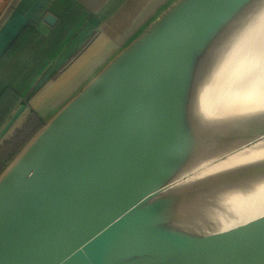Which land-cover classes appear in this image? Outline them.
<instances>
[{
	"label": "water",
	"instance_id": "water-1",
	"mask_svg": "<svg viewBox=\"0 0 264 264\" xmlns=\"http://www.w3.org/2000/svg\"><path fill=\"white\" fill-rule=\"evenodd\" d=\"M50 1H18L0 60ZM108 5L23 94L0 146L53 83L62 94ZM263 11L264 0H176L44 121L0 173V264H264V123L195 117L214 67Z\"/></svg>",
	"mask_w": 264,
	"mask_h": 264
},
{
	"label": "crops",
	"instance_id": "crops-1",
	"mask_svg": "<svg viewBox=\"0 0 264 264\" xmlns=\"http://www.w3.org/2000/svg\"><path fill=\"white\" fill-rule=\"evenodd\" d=\"M18 1L19 0H0V27L11 15ZM175 1L176 0H51L38 24L36 26L27 27L0 60V68L2 69L5 67L4 72L8 71V77L11 80H15L14 82L11 81L12 83L10 84H2L0 91L3 90L5 86H11L15 88L16 91L20 92V89L14 84H33L46 68L47 64H49L50 60L54 58L52 52L55 50L56 54H58L83 24L99 10L105 8L108 3H110L108 8L113 9L104 23L102 30L108 33L105 49L115 47L116 44H119L117 49H114L115 53L112 56L113 58L132 40L139 36L150 23ZM47 13H51L56 18L52 24L43 19ZM24 38L28 39V42L25 44V46L28 47L27 49H34L31 65L28 67L24 65L10 67V55H12L15 49L21 48V43ZM44 58L50 59L44 63ZM25 61H21L20 64H23ZM30 73L31 76L35 78L34 80L33 77H27V74ZM22 94L23 93H21V95ZM21 97H23V95Z\"/></svg>",
	"mask_w": 264,
	"mask_h": 264
},
{
	"label": "bare ground",
	"instance_id": "bare-ground-1",
	"mask_svg": "<svg viewBox=\"0 0 264 264\" xmlns=\"http://www.w3.org/2000/svg\"><path fill=\"white\" fill-rule=\"evenodd\" d=\"M195 117L208 124L236 123L247 117L264 123V11L214 67Z\"/></svg>",
	"mask_w": 264,
	"mask_h": 264
},
{
	"label": "rangeland",
	"instance_id": "rangeland-1",
	"mask_svg": "<svg viewBox=\"0 0 264 264\" xmlns=\"http://www.w3.org/2000/svg\"><path fill=\"white\" fill-rule=\"evenodd\" d=\"M108 33L103 31V34L100 36V42L95 45L92 49H89L84 53V56L82 57V62H79L76 66H78L76 69V73L74 74V77L70 80L68 78L65 84L66 87L63 88L62 94H58L59 90L63 87V82H58L57 84H54L48 88V90L41 96V99H39L35 104L36 107L34 108L36 110V113L40 116L42 119V122L46 121L47 119H50L57 111H59L71 98H73L77 93H79L83 87L87 85V83L104 67V65L109 61V59L112 58V56L115 53L114 49H117L119 44H116L115 47H111L108 49H105L106 46V38ZM28 42V39L24 38L21 43V48L15 49L10 55V67H16L17 65H24L29 66L31 65L32 59H33V52L34 49H27L28 47L25 46V44ZM102 53V54H100ZM53 57H55L57 54L55 50L52 52ZM50 58H44V63L48 61ZM26 60V61H25ZM21 61H25L23 64H20ZM51 61V60H50ZM50 63V62H49ZM48 65V64H47ZM5 67L2 69L0 68V87L2 84H10L14 82L15 80H11L7 72H4ZM25 71V70H24ZM16 77V76H13ZM10 79V80H9ZM12 81V82H11ZM19 89L27 92L34 84H14ZM58 94V95H57ZM23 95V94H22ZM21 95V96H22ZM21 103L23 101L22 97ZM35 112V111H34ZM28 119V118H27ZM27 120L24 122L22 127L18 130H21L25 127ZM43 126V125H42ZM41 126V127H42ZM40 127V128H41ZM36 126L34 127L32 124L25 127L22 131L21 138L18 141H23V145L14 152L15 146L10 147L8 150L10 152L11 149H13L11 152H13L7 161H5L3 168H0V173L2 170L10 163V161L15 157V155L23 148V146L34 136V134L37 131L35 130ZM17 130V131H18ZM16 131V132H17ZM15 132V133H16ZM14 136V135H13ZM12 136V137H13ZM11 137V138H12ZM10 138V139H11ZM19 142V145H20Z\"/></svg>",
	"mask_w": 264,
	"mask_h": 264
},
{
	"label": "trees",
	"instance_id": "trees-1",
	"mask_svg": "<svg viewBox=\"0 0 264 264\" xmlns=\"http://www.w3.org/2000/svg\"><path fill=\"white\" fill-rule=\"evenodd\" d=\"M27 77L32 78L33 76H31V73H30V74H27ZM34 79L35 78L33 77V80ZM19 91L23 94L25 93V91L21 89ZM20 92L16 91V89L12 88L11 86H5V88L0 91V126L4 123L5 120L8 119L13 109L17 107L18 104H20L19 103L21 101ZM31 124L34 127L36 126L35 130L37 131L44 124V122H42V119L36 112H32L28 116L25 127ZM23 129L18 130L11 139L5 141L4 144L0 146V168H3L5 161H7L9 159V156L13 153L11 152L13 149H11L10 152L8 149L10 147H14V145L16 144L15 150H14L15 152L24 144L23 141L21 142L18 141L21 138L20 134L22 133V131H24ZM19 142H20V145H19Z\"/></svg>",
	"mask_w": 264,
	"mask_h": 264
}]
</instances>
